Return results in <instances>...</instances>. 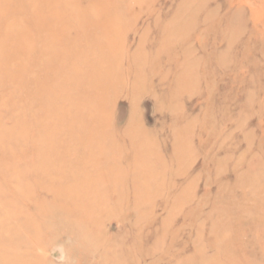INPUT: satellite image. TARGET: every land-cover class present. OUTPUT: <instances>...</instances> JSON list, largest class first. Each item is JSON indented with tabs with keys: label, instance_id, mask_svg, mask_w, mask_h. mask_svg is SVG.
<instances>
[{
	"label": "rangeland",
	"instance_id": "374dc122",
	"mask_svg": "<svg viewBox=\"0 0 264 264\" xmlns=\"http://www.w3.org/2000/svg\"><path fill=\"white\" fill-rule=\"evenodd\" d=\"M0 264H264V0H0Z\"/></svg>",
	"mask_w": 264,
	"mask_h": 264
}]
</instances>
